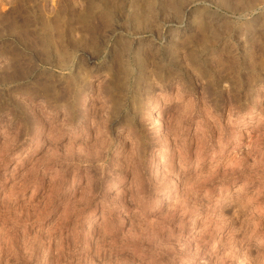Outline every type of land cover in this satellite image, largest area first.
<instances>
[{
    "label": "clouds",
    "instance_id": "obj_1",
    "mask_svg": "<svg viewBox=\"0 0 264 264\" xmlns=\"http://www.w3.org/2000/svg\"><path fill=\"white\" fill-rule=\"evenodd\" d=\"M29 4L0 31V264H264V54L216 55L264 0Z\"/></svg>",
    "mask_w": 264,
    "mask_h": 264
},
{
    "label": "rangeland",
    "instance_id": "obj_2",
    "mask_svg": "<svg viewBox=\"0 0 264 264\" xmlns=\"http://www.w3.org/2000/svg\"><path fill=\"white\" fill-rule=\"evenodd\" d=\"M212 0H209L211 3ZM29 0H0V31L7 30L9 34L11 30L22 29L28 18ZM189 20L191 13L188 14ZM123 20V17H121ZM176 23V22H174ZM259 21L254 25V32L246 37L245 40L240 39V32L234 34L232 39L228 42L219 43L216 47V55L220 60H229L230 58H236L239 60L241 65L245 68V71L250 72L253 67V59H259L257 53L264 54V33H259ZM119 29L115 33L104 34L102 28H96L94 32V38L99 40V48L97 49L96 59L104 58V65L106 66L113 58V49H118L125 29L122 25H117ZM184 31H194V28L189 25V21H185V28L181 29ZM18 44H22L23 41L19 37L16 38ZM157 39L159 37L157 36ZM111 44L112 48H109L108 55L105 56L103 48L107 44ZM144 43L143 40H137L136 47L139 48ZM174 40L172 38L171 30L165 35L163 46L164 54L174 66L179 68L176 64L175 57L172 54V47ZM190 76V73H189Z\"/></svg>",
    "mask_w": 264,
    "mask_h": 264
}]
</instances>
